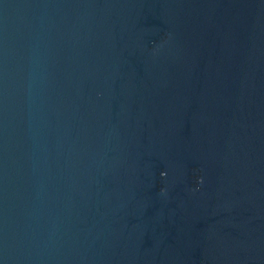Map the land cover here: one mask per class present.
<instances>
[{
	"label": "water",
	"instance_id": "obj_1",
	"mask_svg": "<svg viewBox=\"0 0 264 264\" xmlns=\"http://www.w3.org/2000/svg\"><path fill=\"white\" fill-rule=\"evenodd\" d=\"M0 264H264V0H0Z\"/></svg>",
	"mask_w": 264,
	"mask_h": 264
},
{
	"label": "clouds",
	"instance_id": "obj_2",
	"mask_svg": "<svg viewBox=\"0 0 264 264\" xmlns=\"http://www.w3.org/2000/svg\"><path fill=\"white\" fill-rule=\"evenodd\" d=\"M163 175V174H162ZM163 191V190H162Z\"/></svg>",
	"mask_w": 264,
	"mask_h": 264
}]
</instances>
